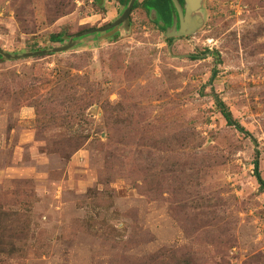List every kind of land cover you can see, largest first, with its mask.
Masks as SVG:
<instances>
[{"label":"rangeland","instance_id":"374dc122","mask_svg":"<svg viewBox=\"0 0 264 264\" xmlns=\"http://www.w3.org/2000/svg\"><path fill=\"white\" fill-rule=\"evenodd\" d=\"M138 2L0 0V264H264V0Z\"/></svg>","mask_w":264,"mask_h":264},{"label":"water","instance_id":"95a60500","mask_svg":"<svg viewBox=\"0 0 264 264\" xmlns=\"http://www.w3.org/2000/svg\"><path fill=\"white\" fill-rule=\"evenodd\" d=\"M135 1L136 0H130L128 5L124 9L123 13L114 22H112L108 25L102 26V27L90 28L83 33L75 34V36H80V35L88 34V33L90 34L93 32H102V31L111 30V29L116 28L118 25H120L122 23H126L128 21L129 15L131 13V10L133 8ZM171 1L173 2L174 6L178 12L179 22H180L178 31L176 33L170 34V37H173L174 39H176L177 37L183 36L184 34H186V29H187L189 20L191 19V14L193 11L198 9L201 0H185V10L184 11L182 10L181 6L179 5L178 0H171ZM77 41H79V39H76V42ZM74 44H75V40L73 41L72 39H70L66 45L60 46V47H55L51 51L57 52V51L67 50V49L71 48ZM45 52H47V50H39V51H34V52L22 54V55H12L10 53L3 51L0 48V54L2 56H4L5 58H17L19 56H32V55H36L39 53L41 54V53H45Z\"/></svg>","mask_w":264,"mask_h":264},{"label":"trees","instance_id":"16d2710c","mask_svg":"<svg viewBox=\"0 0 264 264\" xmlns=\"http://www.w3.org/2000/svg\"><path fill=\"white\" fill-rule=\"evenodd\" d=\"M130 0H119V3L121 4H124L125 6L128 5ZM139 2L138 0L135 1L134 5H133V8H136L138 6ZM144 5L146 7H149V8H153L155 9L159 14H162V15H167L170 13V12H173L175 11V8H174V5L172 3L171 0H144ZM50 39L52 41H56L58 40V38H56L54 35L50 36ZM76 39H79V38H76ZM60 40V39H59ZM169 42H171V39H168ZM2 55L0 54V57ZM218 107H219V110H220V113L222 114V116L224 117V119L226 120L227 124L228 125H231V126H234L236 129H238L239 131H242L246 134H248L250 137L251 134L246 131L233 117L231 111L228 109V107L225 105V103L216 97L215 99ZM254 176L257 180V182L259 183V186L260 188L264 191V180L260 174V171H259V162H258V159H255L254 162Z\"/></svg>","mask_w":264,"mask_h":264},{"label":"flooded vegetation","instance_id":"af4514ba","mask_svg":"<svg viewBox=\"0 0 264 264\" xmlns=\"http://www.w3.org/2000/svg\"><path fill=\"white\" fill-rule=\"evenodd\" d=\"M178 2H179V5L181 6L182 10L184 11V10H185V7H184V0H178ZM172 3H173V2H172ZM173 5H174V4H173ZM174 8H175V6H174ZM174 14L177 16V18H178V20H179V15H178V12H177L176 8H175ZM179 23H180V22H179ZM85 31H86V30H84V31H82V32H79V33H83V32H85ZM177 38H178V37H177ZM169 39H171V42L175 40L173 37H171V38H169ZM171 42H170V44H171Z\"/></svg>","mask_w":264,"mask_h":264}]
</instances>
